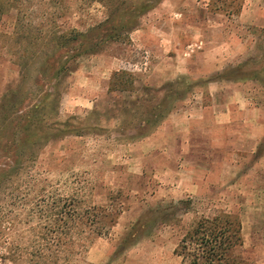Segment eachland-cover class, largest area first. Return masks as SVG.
Segmentation results:
<instances>
[{
    "label": "rangeland",
    "instance_id": "obj_1",
    "mask_svg": "<svg viewBox=\"0 0 264 264\" xmlns=\"http://www.w3.org/2000/svg\"><path fill=\"white\" fill-rule=\"evenodd\" d=\"M135 1L21 0L6 4L8 10L0 28L2 33H6L0 35V103L4 95L20 83V69L27 59L23 49L26 41L20 32H16L18 25L43 23L40 28L44 33L48 26L54 25L57 31H85L103 21L110 8L122 2L131 4ZM194 1L169 0L164 12L161 8L156 15L153 13V19L166 16L179 24L182 12L187 10L188 16H195L198 20L195 25L198 30L210 37L205 48L197 47L199 41L191 33L181 49V57L177 56L176 50H161L153 58L147 47L132 40L134 31L145 28L148 23L142 15L137 25L121 39L105 42L94 53L80 55L60 73L46 112H52V118L62 121L74 116L76 121L71 123L86 128L81 135H64L42 144L35 160L27 161L18 175L0 182V264H25L21 255L32 236L25 232V211H11L10 202L12 195L17 193L16 188L24 189L27 184H33L25 181L28 173L35 174L39 181L35 188L44 185V189L50 190L61 185L63 192L73 193V187L82 186L80 195L86 200L105 204L109 196L121 209L116 223L105 234L88 243L83 254L87 264H181V258L174 254L181 236L197 218L220 211L236 215L241 221L243 245L239 255L244 264H264V176L259 178L256 171H252L250 176H236L229 182L226 176L220 179L216 175L218 171L213 170L205 173L202 179L201 171L192 179L183 173L172 174L164 168L168 160L162 149L155 151L149 148L148 136L155 129L140 136L132 130L117 129L119 121L128 114L125 107L132 106L136 95H144L145 87L160 90V94L167 93L168 105H175L195 86L204 87L207 75L201 76L194 70H202L209 61L207 56H203V50L213 48L211 46L226 33L243 36L248 42L249 50L238 63L257 61L262 57L264 0H208L205 7ZM19 5L22 11L14 8ZM161 26L159 24L158 28ZM145 40L146 44H154L155 39L148 33ZM192 43L197 45L191 47L201 51L194 60L191 54L184 53L187 45ZM178 64L183 67L181 71L174 67ZM116 70L132 75L136 91L108 90L110 78ZM224 71L210 76L221 78ZM246 81L255 101L263 105L262 84L255 80ZM54 107L57 112L52 110ZM141 114L149 116L148 111L137 115ZM260 148L264 149V139ZM259 154L257 151L251 156V164ZM262 165L264 168V160ZM199 170L206 171L205 168ZM65 181L67 186H64ZM33 195L34 192L30 197ZM144 213L155 216L148 228L149 234L140 236L114 257L116 244L123 233ZM32 225H36L35 221Z\"/></svg>",
    "mask_w": 264,
    "mask_h": 264
},
{
    "label": "trees",
    "instance_id": "obj_2",
    "mask_svg": "<svg viewBox=\"0 0 264 264\" xmlns=\"http://www.w3.org/2000/svg\"><path fill=\"white\" fill-rule=\"evenodd\" d=\"M20 1L0 0V28L8 10L6 4ZM160 1L136 0L131 4L124 1L110 8L103 21L85 31H57L54 25L48 26L44 33L40 28L43 23L18 25L16 32L26 41L23 49L27 59L20 69V83L8 91L0 103V182L18 175L27 161L35 160L42 144L64 135L82 134L86 126L73 125L74 116L62 121L52 118V112H46L60 73L80 55L94 53L105 42L121 39ZM21 5L14 8L22 11ZM3 34L6 33L0 30V35ZM220 77L233 81L255 80L264 88V53L257 61L247 60L226 69ZM108 90L136 91L132 75L124 70L114 71ZM143 90L144 95H136L131 107L124 105L128 106L125 107L128 114L119 121L117 129L144 135L166 116L171 108L167 104L169 95L149 87ZM52 110L57 112L56 107ZM144 111H148L149 116L137 115ZM27 178L25 181L33 184H27L24 189L16 188L17 193L10 202L11 211H25V232L32 236L28 237V245L21 255L25 264H87L83 254L88 243L116 223L121 209L109 196L105 204L86 200L80 195L82 186L73 187V193L63 192L61 185L47 190L44 185L35 188V183L39 182L35 174L28 173ZM64 183L67 186V182ZM32 192L35 195L30 197ZM154 218L153 213L140 216L119 239L114 257L140 236L149 234ZM10 220L13 223V217ZM242 245L240 219L220 211L197 218L177 242L174 254L181 258V264H244L239 255Z\"/></svg>",
    "mask_w": 264,
    "mask_h": 264
},
{
    "label": "crops",
    "instance_id": "obj_3",
    "mask_svg": "<svg viewBox=\"0 0 264 264\" xmlns=\"http://www.w3.org/2000/svg\"><path fill=\"white\" fill-rule=\"evenodd\" d=\"M168 1L163 0L160 5L143 15L148 23L145 28L134 31L132 40L147 47L153 58L161 50H176L177 56L181 57L186 38L194 33L199 44H188V49L184 52L191 54V59L194 60L201 51L191 46L205 48L210 37L198 30V26H195L198 20L195 16H188L185 9L179 24L166 16L154 20V14L160 12L161 8L164 12ZM194 2L205 7L208 0ZM185 4H188L187 1ZM159 24L162 25L161 28H158ZM148 33L154 36V44H146L145 36ZM246 42L243 36L226 33L211 46L213 48L204 49L203 56H207L209 61H206L202 70H194V73H200L201 76L207 75L204 87L195 86L187 96L180 98L175 105L173 103L160 124L148 136L149 148L155 151L162 149L165 159L168 160L164 165L166 171L172 174L183 173L191 179L202 172V179L205 173L213 170L218 171L216 175L220 179L226 176L229 182L236 176H250L252 171H256L259 178L264 176V149L260 148L264 139V104L255 101L247 87L248 81L210 76L243 60L249 50ZM186 60L191 62L190 58ZM174 67L179 71L183 69L179 64ZM155 68L157 67L154 70ZM257 151L260 154L251 164V156ZM204 168L206 171L199 170Z\"/></svg>",
    "mask_w": 264,
    "mask_h": 264
}]
</instances>
